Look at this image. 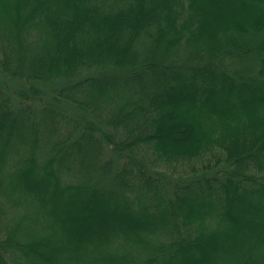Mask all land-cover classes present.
Segmentation results:
<instances>
[{
    "label": "trees",
    "instance_id": "obj_1",
    "mask_svg": "<svg viewBox=\"0 0 264 264\" xmlns=\"http://www.w3.org/2000/svg\"><path fill=\"white\" fill-rule=\"evenodd\" d=\"M0 264H264V0H0Z\"/></svg>",
    "mask_w": 264,
    "mask_h": 264
}]
</instances>
